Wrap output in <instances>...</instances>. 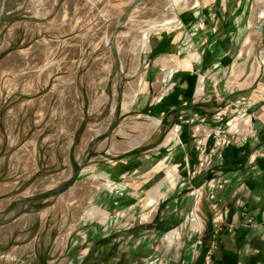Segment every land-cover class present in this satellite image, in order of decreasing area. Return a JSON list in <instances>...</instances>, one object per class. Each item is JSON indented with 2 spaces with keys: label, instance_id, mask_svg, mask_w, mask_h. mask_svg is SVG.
I'll list each match as a JSON object with an SVG mask.
<instances>
[{
  "label": "rangeland",
  "instance_id": "1",
  "mask_svg": "<svg viewBox=\"0 0 264 264\" xmlns=\"http://www.w3.org/2000/svg\"><path fill=\"white\" fill-rule=\"evenodd\" d=\"M3 1L0 264H67L71 246L112 220L102 191L121 183L109 164L152 142H142L147 105L161 84L149 78L171 63L153 52L156 38L214 0ZM253 1L264 31V0Z\"/></svg>",
  "mask_w": 264,
  "mask_h": 264
},
{
  "label": "crops",
  "instance_id": "2",
  "mask_svg": "<svg viewBox=\"0 0 264 264\" xmlns=\"http://www.w3.org/2000/svg\"><path fill=\"white\" fill-rule=\"evenodd\" d=\"M206 8L184 16L183 30L156 38L153 52L171 63L165 77L149 78L161 84L147 105L142 142H152L109 164L107 178L121 183L102 191L112 220L92 227L87 245L71 246L78 253H68L67 264H204L214 242V264H264L262 17L253 0ZM220 128L243 141L216 149Z\"/></svg>",
  "mask_w": 264,
  "mask_h": 264
},
{
  "label": "built area",
  "instance_id": "3",
  "mask_svg": "<svg viewBox=\"0 0 264 264\" xmlns=\"http://www.w3.org/2000/svg\"><path fill=\"white\" fill-rule=\"evenodd\" d=\"M242 141L239 136L229 133V129L223 130L220 128L214 132V147L216 149H221L222 147H227L231 144L242 142ZM204 142H205L204 139H199L197 141L200 153L204 152L203 151ZM221 230H223L222 220H219V222L216 223L215 225L214 237H217L218 232H220ZM216 249H217V246L215 242L209 246L204 256V264H214L213 255Z\"/></svg>",
  "mask_w": 264,
  "mask_h": 264
},
{
  "label": "water",
  "instance_id": "4",
  "mask_svg": "<svg viewBox=\"0 0 264 264\" xmlns=\"http://www.w3.org/2000/svg\"><path fill=\"white\" fill-rule=\"evenodd\" d=\"M5 3H6V0L3 1V8H4Z\"/></svg>",
  "mask_w": 264,
  "mask_h": 264
},
{
  "label": "bare ground",
  "instance_id": "5",
  "mask_svg": "<svg viewBox=\"0 0 264 264\" xmlns=\"http://www.w3.org/2000/svg\"><path fill=\"white\" fill-rule=\"evenodd\" d=\"M194 55V54H193Z\"/></svg>",
  "mask_w": 264,
  "mask_h": 264
}]
</instances>
